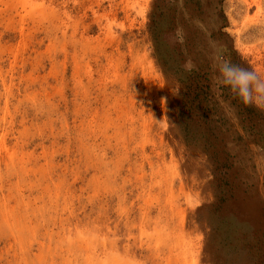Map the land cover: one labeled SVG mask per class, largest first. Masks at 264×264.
Instances as JSON below:
<instances>
[{
    "label": "rangeland",
    "instance_id": "obj_1",
    "mask_svg": "<svg viewBox=\"0 0 264 264\" xmlns=\"http://www.w3.org/2000/svg\"><path fill=\"white\" fill-rule=\"evenodd\" d=\"M210 43L264 77V0H0V264H264V112Z\"/></svg>",
    "mask_w": 264,
    "mask_h": 264
},
{
    "label": "clouds",
    "instance_id": "obj_2",
    "mask_svg": "<svg viewBox=\"0 0 264 264\" xmlns=\"http://www.w3.org/2000/svg\"><path fill=\"white\" fill-rule=\"evenodd\" d=\"M210 48L213 87L226 88L242 105L264 112V77L251 68L233 63L215 43H210ZM184 67L191 71L194 65L186 60Z\"/></svg>",
    "mask_w": 264,
    "mask_h": 264
}]
</instances>
